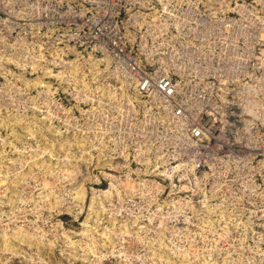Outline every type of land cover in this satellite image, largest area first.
<instances>
[{"label": "rangeland", "instance_id": "rangeland-1", "mask_svg": "<svg viewBox=\"0 0 264 264\" xmlns=\"http://www.w3.org/2000/svg\"><path fill=\"white\" fill-rule=\"evenodd\" d=\"M209 24L264 58V0H0V264H264V103L247 139L212 76H173L183 137L122 55Z\"/></svg>", "mask_w": 264, "mask_h": 264}, {"label": "built area", "instance_id": "built-area-1", "mask_svg": "<svg viewBox=\"0 0 264 264\" xmlns=\"http://www.w3.org/2000/svg\"><path fill=\"white\" fill-rule=\"evenodd\" d=\"M218 24L223 30H227V27H232L231 25L233 23L229 24L227 22ZM174 28H177V24H175ZM188 29H190L189 35L183 34L173 41L171 47L168 49L170 51L165 53L168 54L167 56H169V58L164 62L161 61L158 63V60H154L153 56H145L142 60L135 55L130 56L125 52L122 53L123 56L127 55L130 65V67H128L129 71L131 73H137L134 89L140 93H153L163 100H173L176 102L174 99H176L177 96L180 97L179 93H177V89L180 85L179 80H174L172 78L173 76L182 78L198 73H202L201 76H212L213 80L211 82H206V84H216L219 91L223 90L217 97L221 102H235L239 105L238 108L240 111L245 112V114H251L250 119H248L250 124H244L243 121V125L239 127V136L243 137L246 135L247 139L253 138L255 134L259 133V129H255V127L258 116H261V111H259L260 106L264 103V93L261 94V96L259 95L260 91L264 92V86L257 82L258 76H264V58H260L259 51L255 49L254 46L251 52H249L248 48L244 49L238 46L240 41L236 39L239 35L235 38L237 32H235L232 39L231 37L227 38L225 35H219L220 31H218V26L215 24L203 25L201 29H192V26H190ZM258 39L260 40L259 36ZM217 48L221 51L220 58L221 61L225 62L224 66L218 63H212V58L215 56L213 51ZM175 52L177 55H175ZM173 56H181V58L177 60ZM155 63L158 64L155 65ZM162 64H164L163 68ZM156 66L157 68L155 69ZM219 73L225 76L227 80L219 79V81H216L215 76ZM228 79H232V82L228 83ZM188 102L187 100L180 103L176 102L172 110V118L178 120L189 113V120L192 124L187 134L185 136L183 135V137H189L191 135L194 139L200 140L202 136L205 137L203 131L205 130V123L203 121L200 122V116H202V114L194 118L195 116H193V113L201 112L202 110L200 107H203V103L200 101L199 103ZM185 106L188 111L184 109ZM191 109L199 110L193 112ZM228 125L230 128L234 124L229 123ZM262 129L264 130V121L262 122ZM191 141L194 144L196 143L193 140ZM184 142L187 143V139H184ZM217 146L219 145L217 144ZM226 147H228V145H226ZM213 148V143L209 141L205 143L204 149ZM261 149L262 148L259 147L251 150L255 151L254 154H258Z\"/></svg>", "mask_w": 264, "mask_h": 264}, {"label": "bare ground", "instance_id": "bare-ground-1", "mask_svg": "<svg viewBox=\"0 0 264 264\" xmlns=\"http://www.w3.org/2000/svg\"><path fill=\"white\" fill-rule=\"evenodd\" d=\"M12 59V58H11ZM15 63V62H14ZM9 118V117H8ZM42 118H44V117H42ZM101 124V123H100ZM97 126V125H96ZM95 126V127H96ZM98 127V126H97ZM105 128V127H104ZM107 129H109V128H107ZM101 131H102V129H101ZM1 174V173H0ZM249 190H250V188H249ZM254 193V192H253ZM262 195V194H261ZM57 204V203H56ZM6 205V204H5Z\"/></svg>", "mask_w": 264, "mask_h": 264}]
</instances>
